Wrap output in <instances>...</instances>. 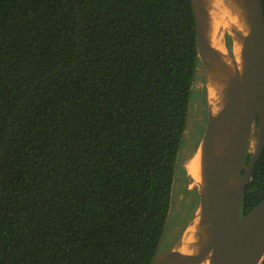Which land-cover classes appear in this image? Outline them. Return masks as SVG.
Returning a JSON list of instances; mask_svg holds the SVG:
<instances>
[{"label": "trees", "instance_id": "16d2710c", "mask_svg": "<svg viewBox=\"0 0 264 264\" xmlns=\"http://www.w3.org/2000/svg\"><path fill=\"white\" fill-rule=\"evenodd\" d=\"M200 64L192 0H0V264H150Z\"/></svg>", "mask_w": 264, "mask_h": 264}, {"label": "water", "instance_id": "95a60500", "mask_svg": "<svg viewBox=\"0 0 264 264\" xmlns=\"http://www.w3.org/2000/svg\"><path fill=\"white\" fill-rule=\"evenodd\" d=\"M239 1L247 17L241 31L243 64L234 61L224 37L223 46L232 58L229 69L227 63L210 59L216 49L203 18L206 0H192L198 56L206 78L207 70L224 72L229 84L224 100L216 107L208 105L198 145L206 186L204 199L198 190L197 208L206 217L209 235L198 247L182 245L180 236L171 247L157 250L150 264H260L264 257V200L247 213L241 210L251 172L264 148V11L261 0ZM255 124L256 148L242 171Z\"/></svg>", "mask_w": 264, "mask_h": 264}, {"label": "bare ground", "instance_id": "6f19581e", "mask_svg": "<svg viewBox=\"0 0 264 264\" xmlns=\"http://www.w3.org/2000/svg\"><path fill=\"white\" fill-rule=\"evenodd\" d=\"M203 18L211 37V43L216 49L210 55V59L223 61L227 63L229 69L232 68V58L226 53L222 41L224 34L227 32L231 37L230 55L233 54L234 61L242 66L241 31L247 24L246 7L244 4L239 0H206L203 8ZM205 86L208 105L216 107L224 100L227 94L229 86L228 76L224 72L207 70ZM200 150L201 144L198 150L186 161L185 169L204 199L206 184L203 179L204 172ZM232 168L234 169V167ZM205 220L206 217H203L200 208H197L196 213L185 226L180 237L182 245L198 247L205 242L209 235V230L204 228ZM204 264H208V262Z\"/></svg>", "mask_w": 264, "mask_h": 264}, {"label": "rangeland", "instance_id": "374dc122", "mask_svg": "<svg viewBox=\"0 0 264 264\" xmlns=\"http://www.w3.org/2000/svg\"><path fill=\"white\" fill-rule=\"evenodd\" d=\"M226 35L229 34L227 32L224 34L225 39H226ZM205 83H206V74L201 62L198 68L197 79L193 85L192 104H191L190 113L188 114L187 117V125H186L187 128L184 132V137L187 139L188 142L187 152L184 156L182 163L184 169H185L186 161L190 159V157L196 152L206 127L208 108L204 104L203 94H202L203 90L206 89ZM256 144H257V129H255V125H254L251 134L249 136L246 153L252 154L256 148ZM188 177L190 179L188 188L193 190L195 189L198 192V188L193 184L191 177L189 175ZM196 196L197 195L194 192L192 194H186L183 191L181 192L180 190L174 191L173 202L171 205L172 207L171 215L167 222V226L164 237L161 242L160 250L171 247L182 235L185 226L192 219L197 209L199 201L198 198L196 200Z\"/></svg>", "mask_w": 264, "mask_h": 264}]
</instances>
